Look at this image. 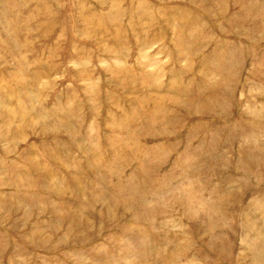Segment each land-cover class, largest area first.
<instances>
[{
	"label": "rangeland",
	"instance_id": "rangeland-1",
	"mask_svg": "<svg viewBox=\"0 0 264 264\" xmlns=\"http://www.w3.org/2000/svg\"><path fill=\"white\" fill-rule=\"evenodd\" d=\"M0 264H264V0H0Z\"/></svg>",
	"mask_w": 264,
	"mask_h": 264
},
{
	"label": "bare ground",
	"instance_id": "bare-ground-1",
	"mask_svg": "<svg viewBox=\"0 0 264 264\" xmlns=\"http://www.w3.org/2000/svg\"><path fill=\"white\" fill-rule=\"evenodd\" d=\"M105 177V176H104Z\"/></svg>",
	"mask_w": 264,
	"mask_h": 264
}]
</instances>
